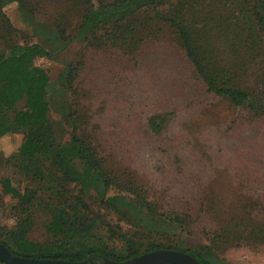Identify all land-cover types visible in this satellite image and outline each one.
I'll return each mask as SVG.
<instances>
[{
  "label": "trees",
  "instance_id": "trees-1",
  "mask_svg": "<svg viewBox=\"0 0 264 264\" xmlns=\"http://www.w3.org/2000/svg\"><path fill=\"white\" fill-rule=\"evenodd\" d=\"M17 2L25 21L33 24L38 3ZM56 4L55 10L62 12V17L75 9L80 20L70 34L65 31L68 21L57 24L55 30L38 23L45 42L59 36L66 39V47L81 39L91 58L104 56L107 61L101 64L110 67L113 61L108 57L113 54L136 58L147 44L155 42V33L145 37V30L168 27L175 33L174 49L180 62L188 67L186 77L193 86H199L208 97L227 102L255 118H264V0H57ZM2 24L9 28L6 19L2 18ZM42 56H51L43 43H13L6 52H0V138L28 129L17 153L19 168L33 174L41 184V188L21 192L11 179L1 181L2 195L17 200L16 207L23 217L14 230L0 233V243L12 254L71 262L92 258L103 263L105 259L124 262L144 252L170 249L186 252L201 264H227L217 254V244L230 240L264 244V225L254 222L247 211V219L241 217L216 230L204 227L210 241L207 245L164 246L152 241L145 250L138 245L133 253H120L116 246V239L122 237L119 227L105 222L96 209L126 213L134 210L145 217L139 229L149 233L146 235L166 239L191 230L192 217L178 210L164 211L141 187L134 191L122 188L88 140L84 123L87 116L80 109L69 110L73 127L66 142L61 144L51 137L48 122L52 80L47 70L33 64ZM84 68V60L67 64L57 79L60 87L79 95L76 83ZM206 101L214 100L206 97ZM159 120L160 117L150 120L157 134L163 129ZM100 172H104V178ZM51 209L54 215L45 225L50 242L41 245L30 241L34 213ZM140 231L139 240L144 234Z\"/></svg>",
  "mask_w": 264,
  "mask_h": 264
},
{
  "label": "rangeland",
  "instance_id": "rangeland-1",
  "mask_svg": "<svg viewBox=\"0 0 264 264\" xmlns=\"http://www.w3.org/2000/svg\"><path fill=\"white\" fill-rule=\"evenodd\" d=\"M34 1L38 4L33 24L25 21L17 0L1 2L0 52L13 43L47 45L51 56L37 57L33 64L47 70L52 80L51 137L58 143L66 142L73 127L69 110L80 109L87 116L88 140L122 188L134 191L141 187L164 211L178 210L192 217L191 230L171 239L146 235L149 233L140 228L145 235L139 240L144 216L134 210L113 212L95 206L105 222L119 227L122 237L116 239V246L120 253H133L138 245L145 250L152 241L164 246L207 245L210 241L204 227L216 230L241 217L247 219V211L254 222L264 225V118L208 97L199 86H193L186 77L188 67L174 49L175 33L168 27L144 31L145 37L155 33L156 40L147 44L139 57L113 54L108 57L113 65L103 67L106 57L91 58L85 41L75 39L64 47L65 38L55 36L45 42L40 33L38 23L55 30L65 21V31L74 33L80 20L77 10L62 17V12L55 10L57 0ZM2 18L12 30L3 27ZM83 60L85 68L76 83V96L64 91L57 79L67 64ZM205 96L214 101L207 102ZM155 117H160L157 123L163 128L158 134L150 127ZM27 132L22 129L0 138V233L14 230L23 219L17 200L2 195L1 181L11 179L21 192L41 188L33 174L19 168L17 153ZM99 174L104 178V172ZM54 211L34 213L30 241L41 245L50 242L45 225ZM135 231L137 235H133ZM215 250L227 264H264V244L230 240L217 244Z\"/></svg>",
  "mask_w": 264,
  "mask_h": 264
},
{
  "label": "water",
  "instance_id": "water-1",
  "mask_svg": "<svg viewBox=\"0 0 264 264\" xmlns=\"http://www.w3.org/2000/svg\"><path fill=\"white\" fill-rule=\"evenodd\" d=\"M0 261L4 264H99L94 263L93 259L81 262H71L66 260H39L34 258L20 257L12 254L5 246L0 243ZM201 264L190 254L169 249H158L146 252L137 257L124 262L105 259L103 264Z\"/></svg>",
  "mask_w": 264,
  "mask_h": 264
}]
</instances>
